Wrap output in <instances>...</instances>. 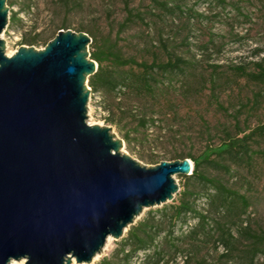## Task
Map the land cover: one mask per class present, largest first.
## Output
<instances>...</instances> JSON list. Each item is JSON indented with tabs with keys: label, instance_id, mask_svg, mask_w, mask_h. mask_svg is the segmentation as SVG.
Wrapping results in <instances>:
<instances>
[{
	"label": "rangeland",
	"instance_id": "rangeland-1",
	"mask_svg": "<svg viewBox=\"0 0 264 264\" xmlns=\"http://www.w3.org/2000/svg\"><path fill=\"white\" fill-rule=\"evenodd\" d=\"M6 5L15 22L8 21L0 38L5 53L11 55L21 46L41 50L56 35V28L67 24L66 30H92L101 40L114 43L125 57L150 62L154 57L178 56L189 63L184 74L171 76L162 87L166 89L149 102L90 92L87 123L109 128L115 139L123 141L121 152L145 167L154 166L149 158L174 161L177 154L197 155L206 145L219 146L264 125V86L238 71H252V62L264 56V0H6ZM129 11L131 21L127 19ZM124 22L128 24L123 28ZM38 36L47 37V42H22L23 37ZM258 50L261 54L256 56ZM154 110L161 112L160 121L146 130L138 114ZM125 133L131 141L129 148L122 139ZM251 150L242 161L222 160L227 169H212L209 174L245 196L248 209L242 216L243 226L264 235V137L252 143ZM174 179L179 191L187 186L197 195L192 198L197 212L209 209L211 189L185 176ZM162 208L144 210L134 225L147 217L149 210L155 215ZM236 222V226L229 224L234 235L240 225ZM196 224L193 216L185 222L175 220L169 239L165 233L157 236L155 249L158 246L164 261L219 263L223 250L214 248L213 221L198 230L195 238L187 237ZM128 230L120 239L106 242L91 264L113 259ZM153 250L132 255L128 264H151L144 260ZM254 264H264V256H257Z\"/></svg>",
	"mask_w": 264,
	"mask_h": 264
},
{
	"label": "water",
	"instance_id": "water-1",
	"mask_svg": "<svg viewBox=\"0 0 264 264\" xmlns=\"http://www.w3.org/2000/svg\"><path fill=\"white\" fill-rule=\"evenodd\" d=\"M9 8L0 0V36ZM91 38L59 30L8 57L0 38V264H91L144 210L171 202L189 159L145 167L87 123Z\"/></svg>",
	"mask_w": 264,
	"mask_h": 264
},
{
	"label": "trees",
	"instance_id": "trees-1",
	"mask_svg": "<svg viewBox=\"0 0 264 264\" xmlns=\"http://www.w3.org/2000/svg\"><path fill=\"white\" fill-rule=\"evenodd\" d=\"M131 12H128V21ZM11 24L15 18L10 17ZM128 22L122 24L126 27ZM68 29L67 24H61L56 28L54 34L59 30ZM79 32H84L91 38L89 45V58L97 64V71L88 77L87 85L91 92H101L107 96H113L120 99L121 96L129 97L136 103L143 101L149 102L155 100L165 82H169L171 76L184 74L189 63L178 57L169 56L165 60L154 57L150 62L146 60H136L132 57H125L122 51L114 43L101 40L92 30L80 27ZM53 34V35H54ZM46 38H22L23 44L33 45L39 41L47 42ZM261 51H256L259 56ZM254 69L247 71L244 68H238L242 77L247 78L254 84L264 86V56L256 62H252ZM161 112L150 111L148 113H139L140 124L148 130L155 127L159 122ZM156 117V118H155ZM109 122L116 124L112 118ZM240 133H243L242 131ZM264 137V125L258 126L242 137L235 135L234 138H228L220 143L219 146L213 147L206 145L201 153L177 154L173 156L175 160L189 159L192 162L193 169L190 176L186 179L200 183L206 189H211L212 193L208 195V210L199 213L195 210L192 198L196 197L187 186L176 194L172 204H165L159 212L148 211L147 217L131 226L127 232L126 238L120 244L119 250L113 255V259L104 258L99 264H128L132 255L138 252H145L154 248L153 253L145 256V262L151 264H169L164 261L162 253L158 246L155 249V240L158 235L165 233L166 240L173 233L175 220L184 222L190 217H196L197 224L191 229L187 237L195 238L198 230H204L208 227L209 222L213 221L214 248L217 250L221 247L223 252L219 255L218 264H254L257 256H264V235L253 232L250 226H243L242 216L248 209V202L245 196L238 192L228 189L217 178L211 176L209 171L226 170L227 166L222 160H231V162L242 161L243 158L249 157L251 153V144L258 138ZM122 139L127 147H130L129 134H122ZM264 156V154H263ZM150 164H158L160 160L149 158ZM223 220V221H222ZM240 222L238 230L233 234L232 227ZM166 228L169 229L166 231ZM121 255V258H118ZM183 264H188L184 262Z\"/></svg>",
	"mask_w": 264,
	"mask_h": 264
},
{
	"label": "bare ground",
	"instance_id": "bare-ground-1",
	"mask_svg": "<svg viewBox=\"0 0 264 264\" xmlns=\"http://www.w3.org/2000/svg\"><path fill=\"white\" fill-rule=\"evenodd\" d=\"M6 55L8 56V57H10L11 56V54H9V53H6ZM112 238H107V240H106V242H109L110 240H111ZM98 258V255L93 259V261L94 260H96ZM75 263V261H74V259L71 261V264H74ZM10 264H23V261H21V262H15V261H12Z\"/></svg>",
	"mask_w": 264,
	"mask_h": 264
}]
</instances>
